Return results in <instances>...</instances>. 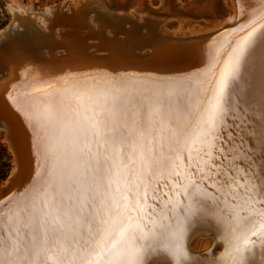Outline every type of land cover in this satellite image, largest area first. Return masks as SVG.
<instances>
[{"label": "snow or ice", "instance_id": "1", "mask_svg": "<svg viewBox=\"0 0 264 264\" xmlns=\"http://www.w3.org/2000/svg\"><path fill=\"white\" fill-rule=\"evenodd\" d=\"M252 7L198 73L24 93L40 171L0 203V264H264V0ZM206 224L212 259L187 243Z\"/></svg>", "mask_w": 264, "mask_h": 264}, {"label": "bare ground", "instance_id": "2", "mask_svg": "<svg viewBox=\"0 0 264 264\" xmlns=\"http://www.w3.org/2000/svg\"><path fill=\"white\" fill-rule=\"evenodd\" d=\"M233 2L235 5L233 14L229 15L216 27L195 34L166 35L165 33H160L158 28L161 22L148 18L146 21L148 32L144 34L146 39H142L143 42L137 40L138 29L132 28L136 31H131L130 29L131 27H135L133 23L137 20L133 19L134 17L119 20L107 17L111 22V27L121 30V32H125V27H128L126 25H129L128 32L126 31L129 38H126L131 43L130 45H122L123 50H121L120 46H115V43H103L111 49V57L107 60L97 59V57L104 54L103 52L95 54V58L92 57L94 56L92 54L86 57V54H83L87 51L83 48L86 39L83 38L82 33L89 30L91 25L95 28V21L93 20L106 19L104 11L107 10L100 8L92 0L76 1L70 7L69 12L63 11L62 3L48 8V11L51 9L52 16H47V21L44 20L43 15H40L43 18L42 21H45L44 24H47V30L44 32L35 26L37 14L26 13V15H15L14 18L16 20H14L22 23L25 26V30L21 33L16 31L19 27L15 26L12 22L9 30L0 32V68L5 71L7 70L6 77L0 80V110L4 109L2 112L7 116L6 118L12 121L18 134L20 150L25 155L26 161L24 160V167L26 179L23 186L25 187L30 184L40 171L38 168V153L35 147L34 134L21 110L25 104L24 93L26 91H30L33 86H39L45 82H53L62 77L84 78L89 75L99 77L105 74H119L121 76L150 75L161 78H182L188 74L198 73L208 62L210 46L213 50L224 52L238 38L240 34L239 29L248 23V19L254 10L252 6L255 5L256 0H233ZM242 8L245 11L244 16H241ZM64 13H68L67 16ZM89 18H91L90 21L88 20ZM225 24H235V27L229 32H223L221 26ZM109 29V27H98V32L95 34L101 40L103 34H106V30L109 33ZM54 30L58 31V39L54 38ZM142 31L144 32V30ZM142 31L140 32L143 33ZM198 36H202L200 38H204L203 36L207 37L193 42L181 41L183 40L181 38ZM8 37L12 38L11 41L5 42V38L7 39ZM114 37H117V35H114ZM119 37L121 36L119 35ZM159 38H162V40ZM165 38L170 39L166 41ZM137 43H144L145 45L136 46ZM46 44L49 48V53L50 50L54 52L56 49H62L63 53L59 55L68 52L67 56L59 57L57 54L56 56L49 55L48 57L47 55L45 57L44 55L43 57L41 55V58L39 56L40 49L45 47ZM79 48L82 51H79ZM142 50H144L143 53ZM146 53L152 54L148 61H144L143 59V55ZM89 56H91V59ZM13 171H15V167ZM198 226L199 228L193 233L191 240L197 234L210 235V238L212 237V239L218 241V245L214 251H219L215 254L216 257H219L223 253L224 248L215 226L213 224ZM209 243L206 242L200 248L195 250L190 248V250L192 252L205 250ZM207 257L209 259L213 258L210 255H207Z\"/></svg>", "mask_w": 264, "mask_h": 264}, {"label": "rangeland", "instance_id": "3", "mask_svg": "<svg viewBox=\"0 0 264 264\" xmlns=\"http://www.w3.org/2000/svg\"><path fill=\"white\" fill-rule=\"evenodd\" d=\"M84 0H0V32L9 30L11 23L18 26V32H23L25 26L14 18L15 15L37 14L35 26L40 31L47 30L46 17L52 16L48 8L63 4V11L69 12L75 2ZM100 8L116 14H125L141 21L143 17L160 21L158 28L160 33L166 35H189L208 31L222 23L229 15L234 13L233 0H92ZM17 8V10H16ZM16 12L14 13V11ZM41 12V13H40ZM20 13V14H19ZM44 13V14H42ZM45 18L44 22L42 17ZM45 16V17H44ZM15 19V20H14ZM91 18L88 20L90 21ZM169 22H174L168 27ZM19 23V25H18ZM45 25V26H44ZM176 25V26H175ZM45 28V29H44ZM28 31V30H27ZM33 32V31H32ZM55 33V34H54ZM54 38H59L58 31L54 30ZM32 41V40H31ZM39 43V42H38ZM42 43V42H41ZM47 47V44L45 45ZM42 47L39 56L47 57L49 48ZM48 49V50H46ZM48 51V52H47ZM47 52V53H46ZM56 52V53H55ZM54 55L63 53L57 49ZM49 57V55H48ZM42 58V57H41ZM0 72H6L0 68ZM1 76V74H0ZM4 109H2L3 111ZM4 114V112L2 113ZM0 112V119L3 118ZM2 116V117H1ZM4 117H7L4 115ZM15 161L13 152L6 138V130L0 126V188L6 184L8 176L13 172ZM196 237V238H195ZM189 247L192 250L200 248L204 243L211 242L212 237L208 234H197ZM195 240V241H194ZM203 242V243H202ZM202 243V244H201Z\"/></svg>", "mask_w": 264, "mask_h": 264}, {"label": "water", "instance_id": "4", "mask_svg": "<svg viewBox=\"0 0 264 264\" xmlns=\"http://www.w3.org/2000/svg\"><path fill=\"white\" fill-rule=\"evenodd\" d=\"M105 15H106V19H99L98 20H93L95 21V28L93 27V25H91L90 29L87 30V31H84L82 33L83 35V38L86 39V43L84 45L83 48L86 49V53L84 52L83 54H86V56L88 55H94L92 56L93 58L96 57L95 54L99 53V52H103L104 54L102 56H99L97 57V59H104V60H107L111 57V49L110 47H108L107 45L103 44V43H115V46L122 48L121 46L122 45H130L131 43L127 40V34L126 31L128 30L129 28V25H126L128 27H125V32H121V30H117L113 27H111V22L107 19V17H111V18H114L113 20H119V19H128L129 16L125 15V14H116V13H112V12H109V11H104ZM66 16L67 14L64 13ZM147 17H143L142 20L139 22V21H135L133 24L135 27H131V31H136L132 28H137L138 29V34H137V40H139V42H143L142 39H146V37L144 36V34L146 32H148V28L146 27V21H147ZM175 23L174 22H169L167 24L168 27H172ZM109 27V33H107V30H106V34H103L101 40L98 39L97 35L95 33H97L98 31V27ZM176 26V25H175ZM230 26V27H229ZM233 27H235V24H230V25H223L221 26V30H223V32H229L233 29ZM127 28V29H126ZM144 30V32L142 31ZM140 31H142L143 33H141ZM4 32V31H2ZM128 32V31H127ZM130 32V31H129ZM110 34V35H109ZM214 34H216L214 32ZM213 34V35H214ZM114 35L117 37H114ZM119 35L121 37H119ZM17 36H15L16 38ZM127 37V38H126ZM166 37V36H165ZM202 37V36H200ZM199 36L198 37H190V38H181L183 40V42L185 41H196V40H202L204 38H206L207 36H203L204 38H200ZM12 38H5V42L6 41H11ZM18 39V38H16ZM162 40V38H159ZM170 39V38H168ZM167 38H165L166 41H169ZM143 46L145 45L144 43H141V44H138L136 46ZM126 49V48H125ZM57 50V49H56ZM55 50V51H56ZM79 51H82L81 48L78 49ZM84 50V49H83ZM123 50V48L121 49ZM146 50V49H145ZM54 51V52H55ZM144 50H142V53H143ZM54 52L50 50V53L48 55H54ZM56 53V52H55ZM68 54V52H66L65 54L63 55H59V57H66ZM151 53H146L145 55H143V59L144 61H148L150 60L152 54L150 55ZM91 56H89L90 58ZM91 59V58H90ZM1 71V70H0ZM1 76H0V80H2L3 78L6 77L7 75V70L6 72H0ZM1 114L3 113L1 110H0ZM4 114H2L3 116ZM0 126L3 127L5 130H6V138L9 142V145H10V148L13 152V157H14V161H15V171H13L7 178L6 180V184L1 187V191H0V203H2L9 195L13 194V193H16L18 190H22L24 188L23 185L24 184V181L26 179V176H25V167H24V160L26 161L25 159V155L24 153L22 152V150H20V145H19V140H18V134L14 128V125L12 123L11 120L7 119L6 117L3 116V119H0ZM199 228V226L196 227V229L194 230V232ZM193 233H190V239L187 241L188 245H189V242L191 240V237H192ZM218 245V241L215 240V239H212L211 242L209 243L207 249L205 250H201V251H198V252H192V253H204V254H207V255H210L212 256L213 253H218L219 251H214L215 247Z\"/></svg>", "mask_w": 264, "mask_h": 264}]
</instances>
